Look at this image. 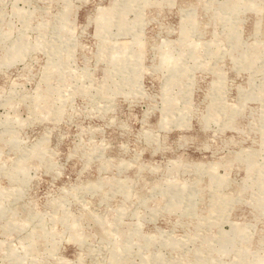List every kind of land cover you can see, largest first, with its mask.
Returning <instances> with one entry per match:
<instances>
[{"label": "rangeland", "instance_id": "obj_1", "mask_svg": "<svg viewBox=\"0 0 264 264\" xmlns=\"http://www.w3.org/2000/svg\"><path fill=\"white\" fill-rule=\"evenodd\" d=\"M0 264H264V0H0Z\"/></svg>", "mask_w": 264, "mask_h": 264}, {"label": "bare ground", "instance_id": "obj_2", "mask_svg": "<svg viewBox=\"0 0 264 264\" xmlns=\"http://www.w3.org/2000/svg\"><path fill=\"white\" fill-rule=\"evenodd\" d=\"M144 86V85H143ZM131 95V94H130ZM193 222V221H192Z\"/></svg>", "mask_w": 264, "mask_h": 264}]
</instances>
